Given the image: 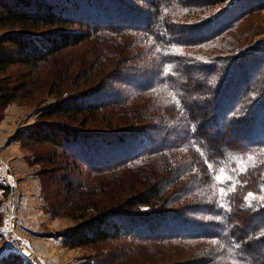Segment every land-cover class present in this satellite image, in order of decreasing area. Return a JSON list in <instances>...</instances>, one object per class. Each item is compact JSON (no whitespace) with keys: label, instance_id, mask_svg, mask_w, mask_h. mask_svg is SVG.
<instances>
[{"label":"trees","instance_id":"obj_1","mask_svg":"<svg viewBox=\"0 0 264 264\" xmlns=\"http://www.w3.org/2000/svg\"><path fill=\"white\" fill-rule=\"evenodd\" d=\"M262 6L0 0V107L56 97L13 138L57 163L38 176L76 212L65 245L107 244L120 264H264V49L237 35Z\"/></svg>","mask_w":264,"mask_h":264},{"label":"rangeland","instance_id":"obj_2","mask_svg":"<svg viewBox=\"0 0 264 264\" xmlns=\"http://www.w3.org/2000/svg\"><path fill=\"white\" fill-rule=\"evenodd\" d=\"M212 1L214 13L224 3L231 5L239 0ZM246 28L250 32L244 33ZM237 35L242 41L241 47L258 44L264 49V6L240 23ZM86 48L87 45H82L63 55L76 54ZM89 55L87 58L91 57ZM118 74L119 71H114L112 76ZM7 75V72H0V80ZM38 92L19 96L7 106L0 107V158L5 160V165L0 163V257L14 252L22 256L24 263L31 264H120L109 256L113 248L107 244L69 247L62 242L61 235L78 222L72 216L76 212H71L70 198L64 200L65 194L57 191L54 184L47 183L48 189L44 192L38 176L43 166L57 167L56 162L49 161L45 165L29 162L28 157L33 152L18 140V156L7 157L4 154L5 150L11 149L14 135L27 126L39 123L41 108L56 99L42 89ZM21 151L24 152L22 156ZM15 160L19 161L18 173L12 166ZM60 161L64 163L65 159ZM24 167L29 169L26 174ZM70 168L76 171V166ZM82 170H85L84 167ZM67 172L70 176L76 174L74 171ZM221 178L227 179L225 172Z\"/></svg>","mask_w":264,"mask_h":264},{"label":"crops","instance_id":"obj_3","mask_svg":"<svg viewBox=\"0 0 264 264\" xmlns=\"http://www.w3.org/2000/svg\"><path fill=\"white\" fill-rule=\"evenodd\" d=\"M13 142H11V149H7V150H5L4 151V154L7 156V157H9V156H18V154H19V149H20V145H19V142L17 141V140H12ZM22 155H24V152L23 151H21V156ZM16 160H19L18 158L16 159ZM14 161V163H13V169H15L16 170V172L18 173V168H19V165L17 166V164H18V162L19 161ZM4 162H5V160H4V158H0V163H2L3 165H5L4 164ZM11 164V163H10ZM6 165H8V164H6ZM2 166V165H1ZM28 167V166H27ZM27 167H24L23 169L25 170L26 169V172H25V174L27 173ZM8 168V167H7ZM5 169V168H4ZM29 170V169H28ZM24 175V174H23ZM12 176V177H11ZM11 178H13V175L11 174Z\"/></svg>","mask_w":264,"mask_h":264},{"label":"snow or ice","instance_id":"obj_4","mask_svg":"<svg viewBox=\"0 0 264 264\" xmlns=\"http://www.w3.org/2000/svg\"><path fill=\"white\" fill-rule=\"evenodd\" d=\"M208 167H209V170H211V168H212L211 164H209ZM221 173L223 174V170H221ZM215 179H216L217 181L223 183V181L221 180V176H216ZM221 191H223V189H221ZM248 195L251 196L252 193L250 192V193H248Z\"/></svg>","mask_w":264,"mask_h":264}]
</instances>
